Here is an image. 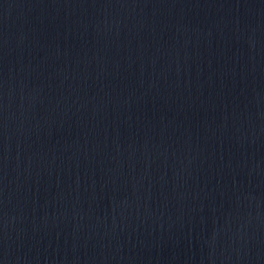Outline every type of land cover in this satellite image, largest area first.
Segmentation results:
<instances>
[{
    "label": "water",
    "instance_id": "water-1",
    "mask_svg": "<svg viewBox=\"0 0 264 264\" xmlns=\"http://www.w3.org/2000/svg\"><path fill=\"white\" fill-rule=\"evenodd\" d=\"M0 264H264V0H0Z\"/></svg>",
    "mask_w": 264,
    "mask_h": 264
}]
</instances>
